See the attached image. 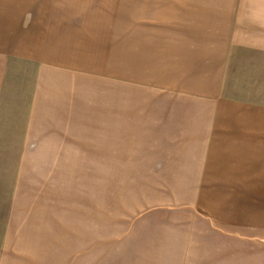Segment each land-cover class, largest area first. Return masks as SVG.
Masks as SVG:
<instances>
[{
	"label": "rangeland",
	"instance_id": "rangeland-1",
	"mask_svg": "<svg viewBox=\"0 0 264 264\" xmlns=\"http://www.w3.org/2000/svg\"><path fill=\"white\" fill-rule=\"evenodd\" d=\"M246 1L76 0L62 13L64 65L46 67L32 107L45 64L19 57L11 37L61 3L0 0V199L23 213L14 264L169 263L192 185L217 174L202 163L206 135L264 116V67L218 46L230 38L221 11L207 24L192 6Z\"/></svg>",
	"mask_w": 264,
	"mask_h": 264
},
{
	"label": "crops",
	"instance_id": "crops-1",
	"mask_svg": "<svg viewBox=\"0 0 264 264\" xmlns=\"http://www.w3.org/2000/svg\"><path fill=\"white\" fill-rule=\"evenodd\" d=\"M55 1L61 3L60 8H56L60 13L51 11L49 18L42 15V25L30 23L28 29L20 34L13 33V40L10 41L19 57H33L34 61L45 64L39 67L35 79L32 107H38L41 97L43 101V93H46L42 85L46 67H50V64L55 67L64 65L61 38L63 10L69 11V7L74 9L78 6L76 0L73 3V0ZM213 6L195 4L192 8H198L200 22L204 19L207 24L206 13L221 11L222 20L217 22L221 24L222 30L225 29L222 40L227 38L225 36L228 33L230 38L218 46L224 45L226 49V45H230L231 57L235 54L256 56V69L263 68L264 0H250L237 5L216 4L212 10ZM215 16L217 20L218 15ZM224 22L230 24L228 28ZM9 36V32L3 30L0 38L5 41ZM29 39L35 42V50L41 51L42 55L37 56L31 48L26 47ZM218 46L214 52L219 50ZM192 51L198 53L195 49ZM56 70L52 72L56 73ZM204 74L207 75L206 72ZM227 120L215 118L212 124L229 123V131V128L223 132L209 131L206 135L208 139L202 147V163L205 168L210 164L216 166L217 174L214 177L206 175L192 185H197L199 192L190 199L192 210L187 217L184 212L183 227L178 229L180 233L177 240L171 242L170 238L166 241V250L170 252L168 264H264V131H242L240 127L244 123L251 130H264V116L246 122L232 117ZM251 123L263 127L251 128L248 126ZM0 200V244H3L0 248V264H9V261L14 264L16 229H20L21 225L16 220L23 213L15 216L13 196ZM7 203L11 204L9 208ZM21 228L24 229V226ZM164 231L170 232L171 237V227ZM142 262L152 264L154 259L151 253Z\"/></svg>",
	"mask_w": 264,
	"mask_h": 264
}]
</instances>
